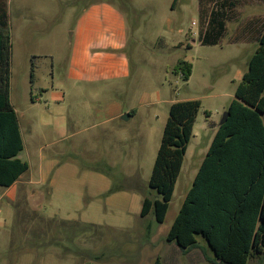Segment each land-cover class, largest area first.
Wrapping results in <instances>:
<instances>
[{"label":"rangeland","instance_id":"rangeland-1","mask_svg":"<svg viewBox=\"0 0 264 264\" xmlns=\"http://www.w3.org/2000/svg\"><path fill=\"white\" fill-rule=\"evenodd\" d=\"M96 1L115 4L127 19V80L77 83L69 77L73 29L83 6ZM173 1L0 0L11 37L20 158L30 165L13 189L0 187V264H232L216 239L228 222L211 199L212 186L191 221L210 215L214 233L196 225L204 238L196 237L200 247L190 251L167 236L234 107L264 26V0H176L172 10ZM222 5L226 31L217 45H202L200 33ZM179 61L192 65L188 81L173 70ZM189 100H199L201 109L160 224L154 211L141 216L143 202L158 198L150 180L170 107ZM113 106L119 116L107 122ZM236 110L242 129L245 120ZM245 255L234 259L264 264Z\"/></svg>","mask_w":264,"mask_h":264},{"label":"trees","instance_id":"trees-1","mask_svg":"<svg viewBox=\"0 0 264 264\" xmlns=\"http://www.w3.org/2000/svg\"><path fill=\"white\" fill-rule=\"evenodd\" d=\"M221 9L211 13L207 29L200 33L202 45H217L224 35L226 7L222 5ZM7 28V13L0 9V187L8 189L30 170V165L20 158L24 141L11 103V37ZM256 41L258 47L237 87L234 107L218 129L191 193L167 236L168 242L174 241L190 251L200 247L196 237L204 238L202 232L196 231V225L214 233L215 220L210 215L191 221L201 212L202 202L212 186L216 190L211 199L228 222L225 230L215 232L216 239L221 248L228 250L232 264L240 263L234 259L235 255L243 259L246 252L249 260L264 259V26ZM175 72L188 81L192 65L179 61ZM237 106L240 118L245 120L242 129L236 123ZM200 109L199 100L171 105L150 180V188L158 198L144 199L142 217L154 211L156 221L165 222ZM252 218L256 219L255 227L249 225ZM235 236L240 238L237 250L233 246L238 243ZM215 261H219L217 256ZM155 264H160V260Z\"/></svg>","mask_w":264,"mask_h":264},{"label":"crops","instance_id":"crops-1","mask_svg":"<svg viewBox=\"0 0 264 264\" xmlns=\"http://www.w3.org/2000/svg\"><path fill=\"white\" fill-rule=\"evenodd\" d=\"M175 4L176 0L172 2V10ZM80 12L72 33L69 77L77 83L129 79L131 61L126 51L129 45L128 28L122 10L111 2L96 1L84 5ZM159 102L162 101L156 103ZM119 109V106L111 108V112L106 115L107 122L119 116ZM133 112L135 110L130 113ZM17 183L8 190L13 189Z\"/></svg>","mask_w":264,"mask_h":264},{"label":"water","instance_id":"water-1","mask_svg":"<svg viewBox=\"0 0 264 264\" xmlns=\"http://www.w3.org/2000/svg\"><path fill=\"white\" fill-rule=\"evenodd\" d=\"M130 117H131V115L129 113L128 114H125L124 116H122V120L123 121H128L130 119ZM228 117H229V114H226L224 116V120L222 121L221 124L225 123L227 121Z\"/></svg>","mask_w":264,"mask_h":264}]
</instances>
